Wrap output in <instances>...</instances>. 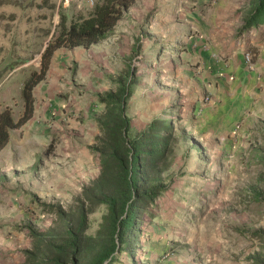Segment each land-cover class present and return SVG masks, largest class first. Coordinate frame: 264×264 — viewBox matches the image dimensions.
Segmentation results:
<instances>
[{
	"label": "rangeland",
	"instance_id": "374dc122",
	"mask_svg": "<svg viewBox=\"0 0 264 264\" xmlns=\"http://www.w3.org/2000/svg\"><path fill=\"white\" fill-rule=\"evenodd\" d=\"M94 2L0 0V111L8 107L18 118L23 82L38 68L61 17L69 24L86 16ZM248 2L138 0L107 40L54 53L45 79L33 90L32 118L10 131L0 151L2 254L19 250L6 246L11 238L17 237L19 246L27 244L26 234L17 227L50 225L52 217L41 214L37 201L71 203L74 196L64 191L69 155L85 153L98 133L94 118L103 106L96 96L113 88L118 75L131 71L137 83L127 115L138 125L134 129L148 120L147 110L142 111L144 93L153 92L160 82L158 116L173 117L178 141L170 171L174 184L142 213L132 255L120 254L114 264H251L246 258L258 245L251 235L264 231V206L253 197L254 187L264 188L258 181L264 176V89L232 134L206 145L178 124L182 103L165 102L173 90V59H187L183 38L192 34L197 46L207 40L223 51L226 21L234 19L235 37L240 36ZM65 196L71 200L66 202ZM102 213L97 209L90 216L89 233L97 229Z\"/></svg>",
	"mask_w": 264,
	"mask_h": 264
},
{
	"label": "trees",
	"instance_id": "16d2710c",
	"mask_svg": "<svg viewBox=\"0 0 264 264\" xmlns=\"http://www.w3.org/2000/svg\"><path fill=\"white\" fill-rule=\"evenodd\" d=\"M137 1L95 0L86 16L69 24L61 17L44 46L38 68L23 82V107L18 118H13L8 107L0 111V151L8 144L10 131L32 118L33 90L45 79L54 53L61 48H89L107 40ZM263 24L264 0H249L239 32ZM136 83L134 74L126 71L112 82L113 88L96 96L103 111L94 118L98 133L88 150L98 157L99 173L67 206L37 201L41 214L51 216L52 221L45 229L31 223L17 227L30 240L29 248L21 251L23 264H114L120 254L132 255L142 213L174 184L170 171L178 141L171 116H157L143 129L132 130L127 105ZM258 181L264 186V176ZM253 197L264 206V188L254 187ZM97 209L103 213L97 229L89 233L90 216ZM251 237L257 241V250L246 259L251 264H264V231Z\"/></svg>",
	"mask_w": 264,
	"mask_h": 264
},
{
	"label": "crops",
	"instance_id": "0c3cea01",
	"mask_svg": "<svg viewBox=\"0 0 264 264\" xmlns=\"http://www.w3.org/2000/svg\"><path fill=\"white\" fill-rule=\"evenodd\" d=\"M238 34L240 36L235 37L234 19L229 18L225 23L223 44H220L223 51L207 40H202L197 46L193 43L195 38L190 34L189 38H183L186 40L187 59L184 63L181 56L173 59L177 63L171 75L173 90L165 102L174 100L182 103L178 124H182L185 133L199 141L200 145H206L213 139L219 142L223 135L232 134L235 124L246 119L252 104L259 100L264 89V24ZM247 53L252 55V61L245 59ZM146 93H153L152 98L147 97ZM161 95L163 91L160 82L154 86L153 92L144 93L142 98L146 99L142 111L147 110L148 120L135 130L134 127L138 125L131 118L134 132L143 129L158 116L163 99ZM191 144L195 146L193 141ZM70 155L64 191L75 197L83 185L98 175V157L87 148L85 153ZM75 183L79 185L77 190L72 189ZM63 200L68 202L71 197L65 196ZM16 240L17 237L11 238L6 245L9 249H19L12 254H2L0 242V264L24 263L21 251L29 248L30 240L26 238L27 244L23 246H19Z\"/></svg>",
	"mask_w": 264,
	"mask_h": 264
},
{
	"label": "built area",
	"instance_id": "2783aa9c",
	"mask_svg": "<svg viewBox=\"0 0 264 264\" xmlns=\"http://www.w3.org/2000/svg\"><path fill=\"white\" fill-rule=\"evenodd\" d=\"M245 59L247 60V61H249L250 60V55L247 53V54H245Z\"/></svg>",
	"mask_w": 264,
	"mask_h": 264
},
{
	"label": "water",
	"instance_id": "95a60500",
	"mask_svg": "<svg viewBox=\"0 0 264 264\" xmlns=\"http://www.w3.org/2000/svg\"><path fill=\"white\" fill-rule=\"evenodd\" d=\"M107 264V263H106Z\"/></svg>",
	"mask_w": 264,
	"mask_h": 264
}]
</instances>
